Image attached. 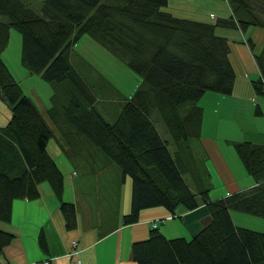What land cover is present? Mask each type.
Returning <instances> with one entry per match:
<instances>
[{"label": "trees", "instance_id": "obj_1", "mask_svg": "<svg viewBox=\"0 0 264 264\" xmlns=\"http://www.w3.org/2000/svg\"><path fill=\"white\" fill-rule=\"evenodd\" d=\"M227 2L231 14L208 21L185 14L183 2V13L174 14L169 0H42L41 13L31 11L24 0H0V100L10 111L0 126V221L10 220L14 199L38 197V184L46 181L60 201L65 223L74 222L73 203L62 199L63 173L48 150L56 135L51 122L67 140L62 146L71 149L70 159H75L72 149L81 146L73 141L78 137L100 152L102 165H117L121 180L130 178L124 223L135 222L142 208L161 205L173 212L206 205L211 220L189 239L166 238L154 228L146 238L134 240L131 256L137 264H264V232L234 225L229 212L233 208L264 217V143L229 141L255 185L216 199L208 196L210 174L191 146L207 116L202 98L235 90L237 72L227 38L215 28L234 26L242 38L247 28L264 27V0ZM10 27L20 32L21 64L52 86L44 115L1 56ZM83 38L93 39L118 61L117 79L102 86L117 96H111L120 107L112 121L96 102L95 92L101 89H91L79 69L90 65L102 76L112 70L87 58ZM242 42L252 51L250 39ZM76 55L82 60L75 66ZM254 59L258 76L250 82L259 95L264 92V45ZM130 75L132 92L125 95ZM10 240L0 230V252ZM39 245L46 247L43 236Z\"/></svg>", "mask_w": 264, "mask_h": 264}, {"label": "crops", "instance_id": "obj_2", "mask_svg": "<svg viewBox=\"0 0 264 264\" xmlns=\"http://www.w3.org/2000/svg\"><path fill=\"white\" fill-rule=\"evenodd\" d=\"M187 9L190 13L191 9ZM226 12H218L221 13L218 17L226 15ZM246 31L248 36L243 34L241 40L250 39L252 51L247 42H243L241 52L247 58L252 57V61L249 71L241 67L245 88L243 93L235 90L233 95L209 92L207 116L203 120L201 136L191 141L193 154L197 159L204 160L210 174L212 186L208 196L211 199L255 185V180L246 172L229 141L264 143V92L256 95L250 82L251 78L258 76L254 57L259 55L264 45V27L255 25ZM238 63H243L240 52L236 58ZM93 76L99 85L97 89L105 92L102 90V86H106L105 82ZM125 79L126 85L130 87L131 75ZM124 94L130 95L131 92ZM43 108H46L44 104ZM0 110L4 111L3 108ZM101 113L104 114L103 111ZM206 128L207 133L204 132ZM53 129L56 135L49 143L48 150L56 162L59 160L57 164L63 173L62 199L73 203L74 222L71 225L65 223L60 201L46 181L40 182L38 197L14 199L10 220L0 221V230L11 235L10 242L0 252V264H39L43 259H47L48 264H71L72 255L67 254L71 239L77 241V253L82 264H137L131 256V243L146 238L152 229L156 228L166 238L189 239L210 222L211 215L206 205L200 203L191 209L180 208L175 213H170L161 205L142 208L135 222L124 223L123 215L130 206V178L126 176L121 180L119 167L115 164L102 165L100 152L78 137H74L73 141L81 146L72 149L75 159H70L71 149L62 146L67 144V140L57 132L55 125ZM158 130L161 136L167 138L162 125H159ZM60 153L66 156L67 162L59 159ZM83 153L93 158L81 157ZM188 175L183 174V177L190 186L192 183ZM229 212L234 225L264 232V217L233 208ZM154 222L157 227H152ZM40 236L45 239V248L39 245Z\"/></svg>", "mask_w": 264, "mask_h": 264}, {"label": "rangeland", "instance_id": "obj_3", "mask_svg": "<svg viewBox=\"0 0 264 264\" xmlns=\"http://www.w3.org/2000/svg\"><path fill=\"white\" fill-rule=\"evenodd\" d=\"M31 8V11L34 13H41V8L43 6L42 0H24ZM216 1V2H214ZM176 2V3H175ZM188 6L189 9H191L190 13L188 14L196 19L200 20H210L215 21L217 16L221 13L218 12H226V16L228 17L230 12V7L227 2V0H191V1H185V0H169L168 8L176 15H181L182 12V4L183 3ZM225 8V9H224ZM186 10H188L186 8ZM223 16V15H221ZM261 20L264 22V10H261ZM215 33L224 35L227 38V43L229 45V51H230V58L234 64V68L237 71V74L235 76L234 80V89L236 92L243 93L244 91V80L241 75V67L247 71H249L250 68V62L252 61V57L248 56V58L241 52V47L243 46V42L241 40V32L234 26H217L215 28ZM245 36L248 35V32L245 31ZM82 41H84V44L82 45V49L84 54L87 56V58H92L94 63L98 64L102 69H110L112 71L111 74L108 72H103L104 76L99 74L92 66L85 65V70L82 71L80 68L79 70L82 72L84 76V80L88 81L89 85H91V89H97L99 88V85L97 84L96 80L93 78L94 72L98 77L102 78L103 81L105 80H111L113 81L116 78L118 70H115L116 59L106 50H104L102 47L98 46L97 43L93 39L83 38ZM246 41V40H245ZM94 43V44H93ZM79 47V44L76 45V48ZM81 48V47H80ZM240 52V56L242 58V65L236 64V58L238 56V53ZM20 53V32L15 29L14 27L9 28V39L6 47L3 49L1 56L7 66L9 67L10 71L14 75V77L19 81L20 86L22 87L23 91L31 97L32 100L37 102V106L39 110L41 109V113L44 115V106H49V96L51 94L52 86L49 82L43 80L38 73L35 72H29L27 68H25L19 58ZM115 59V60H114ZM78 60H82L79 55H76V58L72 62L77 64ZM91 62V61H90ZM91 64L95 67V65L91 62ZM132 73V72H131ZM132 78V77H131ZM133 80V78H132ZM124 85V84H123ZM125 86V91L132 92V85L129 87L127 85ZM96 93V102L99 103V108L103 111L105 117L112 121L114 116L117 112L115 110H119V103L116 105L114 104L113 99L111 96H114L113 93H105L99 90V92ZM203 104H205V109H207V96L205 99H203ZM119 101V99H118ZM201 101V100H200ZM39 105L41 107H39ZM0 108H3L4 111L0 110V124L4 123L7 118L9 117L10 111L9 106L7 105L6 101L0 100ZM49 122V121H48ZM50 123V122H49ZM1 126V125H0ZM51 127L53 128L54 125L51 124ZM205 133H207V128L204 130ZM204 134V133H203ZM53 141V138L51 139ZM81 157H86L88 159L93 158L92 156H89L87 154H81ZM79 156V157H80ZM59 159L62 162H67V158L63 153H60ZM203 160V159H202ZM57 162L59 160L57 159ZM60 164V163H59ZM62 168V164L60 165ZM85 168V165H84ZM102 176H100L101 180ZM188 178L190 179V176L188 175ZM191 180V179H190ZM190 184V183H189ZM191 188H193V184H190ZM220 198V197H219ZM211 199V198H210ZM216 199V198H215ZM178 209L174 210L170 213H175ZM258 216V215H256ZM263 218L262 216H259ZM157 224V223H156ZM153 225V223H152ZM73 240V239H71ZM75 240V239H74ZM77 242V241H76ZM71 245V243H70Z\"/></svg>", "mask_w": 264, "mask_h": 264}, {"label": "built area", "instance_id": "obj_4", "mask_svg": "<svg viewBox=\"0 0 264 264\" xmlns=\"http://www.w3.org/2000/svg\"><path fill=\"white\" fill-rule=\"evenodd\" d=\"M153 225H156V223H153ZM71 245H70V250L67 254H71L73 257V262L71 264H80V259L76 256V253L78 252V250L76 249L77 246V242L76 240H71L70 241ZM48 260L47 259H43L42 261H40V264H47Z\"/></svg>", "mask_w": 264, "mask_h": 264}]
</instances>
